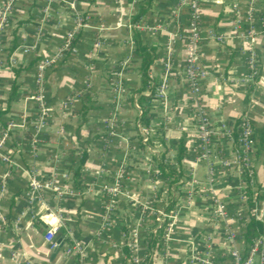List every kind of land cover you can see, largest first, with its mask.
Wrapping results in <instances>:
<instances>
[{
  "label": "crops",
  "instance_id": "0c3cea01",
  "mask_svg": "<svg viewBox=\"0 0 264 264\" xmlns=\"http://www.w3.org/2000/svg\"><path fill=\"white\" fill-rule=\"evenodd\" d=\"M143 1L0 0V264H231L224 225L246 251V222L264 221V201L249 207L244 174L223 164L234 145L214 137L210 154L198 150L184 74L186 9L179 0H152L133 23ZM199 4L198 52L207 75L198 105L213 126L233 129L247 119L256 137L264 124V0ZM135 29L155 47L152 83L171 61L165 97L146 102L149 126L138 120L137 98L150 91L139 92ZM45 60L51 65L38 85L37 65ZM158 163L178 170L177 182L169 184ZM33 175L48 187L31 196ZM169 196L176 202L170 225L161 247L148 248ZM212 197L226 211L215 222ZM51 222L53 247L46 240Z\"/></svg>",
  "mask_w": 264,
  "mask_h": 264
},
{
  "label": "built area",
  "instance_id": "2783aa9c",
  "mask_svg": "<svg viewBox=\"0 0 264 264\" xmlns=\"http://www.w3.org/2000/svg\"><path fill=\"white\" fill-rule=\"evenodd\" d=\"M199 1L200 0H179L180 5L186 9L187 12V46L185 52V62H184V74L188 80L191 94V102L194 106L193 113V125L197 132L198 137V150L201 151L203 157L206 154H210L211 141L214 137H219L220 139L228 140L230 143L237 144L236 148L233 149L232 160L227 159L223 162L224 165H235L240 171L248 176L251 183V174L253 163L255 161V146L254 137L255 133L247 121V119L242 118L238 124L233 128L227 127L223 122L216 126H213L209 119L205 116L199 107L198 97L201 93V82L207 75L206 69L203 67L200 59V54L198 52L199 37ZM250 10L251 7H250ZM247 20L249 23L252 22L251 11L248 13ZM82 19H77V24L83 25ZM71 35H67L66 42L70 39ZM60 56V55H59ZM250 68L254 69V56L249 57ZM51 61L45 60L37 65V77L36 82L41 85L44 82V74L48 67H50ZM171 69V61L167 58L162 64L163 79L155 87L154 97L158 99H163L165 97V87L168 74ZM3 157V156H2ZM6 159V157H3ZM210 180L212 178V168L209 170ZM245 182V177H244ZM29 189L28 193L32 196L35 195L41 188L48 187L47 184L40 183L36 175L29 178L28 183ZM246 186V184H245ZM244 188H242L244 193ZM242 193V194H243ZM244 195V194H243ZM109 208V207H107ZM226 214L225 205L221 202L219 198L212 197V219L213 221L221 220ZM165 214L162 211H158L155 217L157 223H162ZM168 217V216H167ZM169 219V218H168ZM170 221L166 227V231ZM55 229L51 226L47 230L46 240L51 244V247L55 246L54 240ZM223 234L225 241L228 245L229 255L231 257V264H264V236H258L253 238L248 244L246 251H241L236 247L235 234L231 227L226 224L224 225ZM75 247V246H74ZM77 252H81V249L76 246ZM199 261L205 264H210L206 259H200Z\"/></svg>",
  "mask_w": 264,
  "mask_h": 264
},
{
  "label": "trees",
  "instance_id": "16d2710c",
  "mask_svg": "<svg viewBox=\"0 0 264 264\" xmlns=\"http://www.w3.org/2000/svg\"><path fill=\"white\" fill-rule=\"evenodd\" d=\"M152 0H144L137 11L136 14L132 16V22L138 23L140 18L145 14V12L149 9L151 5ZM264 8V7H263ZM262 17H264V12ZM132 39H133V46L134 51L140 56V67H139V74L141 78V88L139 89V92L145 88L148 87L150 94L148 97L139 95L137 98V103L141 109V115L138 118V120L145 126H149V116L147 115L149 108L146 106V102L149 100V98L154 97V91H155V83H152L151 78L149 76L150 66L153 63V61L156 58L155 54V47L146 45L140 36V32L135 29L132 32ZM72 42L71 45L72 46ZM68 54V52H66ZM238 124V123H237ZM236 124V125H237ZM255 140V156L258 158H261V165L264 173V124L258 134V136L254 137ZM150 142V139H149ZM234 148H236L237 144L234 142ZM178 154H177V162L180 160V153L183 150L182 144L178 147ZM86 156L85 153L81 156L80 159V165L84 162ZM159 171L163 174L166 178H171V181L169 184H173L177 182V180L180 178V172L178 170L169 169L167 165L158 163ZM77 175V174H75ZM245 189H244V196L245 201L249 207H251L255 203H259L261 201H264V190L260 186H258L255 190L252 189L250 185V181L248 176L245 174ZM175 199L172 197H168L167 200H165V205L162 208V212L165 214V217L163 219L162 223L154 222V225L156 227L155 232H149L147 234L148 240L147 245L148 248H157L159 249L161 247V242L164 239L165 233H166V227L169 223L168 214L170 211L175 209ZM264 233V221L260 217H251L245 224L244 228V238L245 241L249 244L253 238H256ZM126 234V231H125ZM124 251L126 256L128 255V249L127 246H124ZM149 254L147 255V259L149 258Z\"/></svg>",
  "mask_w": 264,
  "mask_h": 264
},
{
  "label": "rangeland",
  "instance_id": "374dc122",
  "mask_svg": "<svg viewBox=\"0 0 264 264\" xmlns=\"http://www.w3.org/2000/svg\"><path fill=\"white\" fill-rule=\"evenodd\" d=\"M253 143H254V146H255V140H254ZM255 148H256V146H255ZM254 155H255V152H254ZM260 159L261 158H258L257 156H255V161H254L255 164H254V166L252 168V174H251L250 177H251L252 186L254 188H257L258 186H260L262 188V190H264V176L261 174L262 170H261V166H260L261 165V163H260L261 160ZM113 202H112V199H110V203L113 204ZM111 204H109V208H111V206H112ZM262 212H263V215H264V210Z\"/></svg>",
  "mask_w": 264,
  "mask_h": 264
},
{
  "label": "water",
  "instance_id": "95a60500",
  "mask_svg": "<svg viewBox=\"0 0 264 264\" xmlns=\"http://www.w3.org/2000/svg\"><path fill=\"white\" fill-rule=\"evenodd\" d=\"M49 226H52V222L49 223ZM57 244H58V247L56 249H58V248H60L62 246L61 240H58Z\"/></svg>",
  "mask_w": 264,
  "mask_h": 264
}]
</instances>
